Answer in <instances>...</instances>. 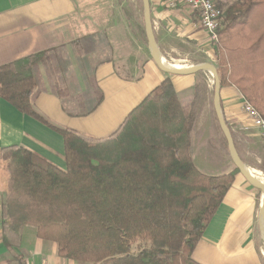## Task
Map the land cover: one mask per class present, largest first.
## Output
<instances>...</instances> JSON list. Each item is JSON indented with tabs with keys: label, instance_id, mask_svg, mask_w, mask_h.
<instances>
[{
	"label": "trees",
	"instance_id": "obj_1",
	"mask_svg": "<svg viewBox=\"0 0 264 264\" xmlns=\"http://www.w3.org/2000/svg\"><path fill=\"white\" fill-rule=\"evenodd\" d=\"M223 10L213 44L220 87L235 86L264 118V0H237ZM77 45L83 53L78 62L82 76L112 59L102 34L82 37ZM98 47H106L108 57L91 65ZM44 75L56 94L76 84L64 47L0 66V99L49 125L33 107L45 91ZM202 98L198 84L185 96L165 79L106 138L54 128L63 139L65 169L21 146L1 148L5 180L0 184V229L5 248L18 247L28 225L40 240L55 241L58 256L67 260L198 264L191 257L193 248L239 174L234 167L229 173L207 175L193 162V130ZM100 100L98 96L81 110L70 106L68 96L63 110L70 116L91 114ZM214 122L227 149L216 117Z\"/></svg>",
	"mask_w": 264,
	"mask_h": 264
},
{
	"label": "crops",
	"instance_id": "obj_2",
	"mask_svg": "<svg viewBox=\"0 0 264 264\" xmlns=\"http://www.w3.org/2000/svg\"><path fill=\"white\" fill-rule=\"evenodd\" d=\"M167 1L149 0L153 35L162 59L174 65L171 56L179 52L185 54L186 47L193 45L213 65L211 62L216 60L214 48L206 33L198 27L196 15L185 8L171 9ZM230 1L214 0V3L225 9ZM118 19L117 9L111 5L110 0H0V66L31 54L64 47L69 69L78 79L81 78V72L77 59L83 56L77 45L78 39L102 34L112 49L110 62L96 66L92 72H87L83 79L78 80L79 86L82 84L85 89H93L97 97H101L91 114L67 115L63 110V99L68 96L54 93L45 75V91L39 94L33 107L49 125L18 112L0 99V149L12 145L21 146L58 168L65 169L63 139L54 128L75 131L97 139L106 138L165 79H169L179 95L189 93L199 74L166 75L161 73L151 58L139 59V55L142 56L141 48L137 49L139 55L136 56V50L126 36L125 24ZM249 30L251 35L252 30ZM213 66L217 70V66ZM261 71L264 72V67ZM240 96L232 84L220 87L221 112L227 125L233 128L234 146L242 159L243 152L250 154L254 151L255 137L259 135L253 131L236 130V126L245 125L248 121L242 111L243 98ZM213 151V147L201 150L198 144L193 143V162L207 175L214 174L216 164L209 159ZM243 165L250 166L245 161ZM2 198L0 192V212ZM246 205L245 191L231 186L193 248L191 257L195 262L264 264L263 251L255 247L253 216ZM18 242L15 249H6L0 229V264H87L59 257L55 241L40 240L32 226L23 227Z\"/></svg>",
	"mask_w": 264,
	"mask_h": 264
},
{
	"label": "rangeland",
	"instance_id": "obj_3",
	"mask_svg": "<svg viewBox=\"0 0 264 264\" xmlns=\"http://www.w3.org/2000/svg\"><path fill=\"white\" fill-rule=\"evenodd\" d=\"M214 1V0H213ZM237 0L230 1V5L235 3ZM111 5L117 9L118 12V20L125 24L127 30V38L131 41V44L134 46L136 50V56L139 55L137 52L138 48L142 50V56L139 55V59H143L144 57L151 58L147 46V41L144 34L143 27V19H142V6L140 0H110ZM229 3H225L227 5ZM221 7V6H220ZM180 8V7H179ZM225 8V6H224ZM188 10V9H187ZM223 10V9H222ZM191 14H194L192 11L188 10ZM224 11V10H223ZM197 17V15H196ZM198 19V27L203 31L202 26ZM213 46V44H211ZM101 46V45H99ZM132 46V47H133ZM80 49V48H79ZM96 53L92 55L91 61L94 65L99 60H102L105 57H108V49L106 47H98L95 48ZM81 50V49H80ZM214 50V49H213ZM186 53H175L171 56V59L175 62H171L174 65H186L192 66L200 63H210L207 62L206 55L200 51V49L196 46L186 47ZM82 52V51H81ZM168 57V56H167ZM83 57H78L77 64L80 59ZM178 61H188V62H178ZM203 61V62H200ZM205 61V62H204ZM217 67L219 66L218 60H214L213 62ZM213 64V65H214ZM225 68L221 70L225 72ZM199 75L196 77V83L200 87L202 91L203 98L200 101L197 108V120L194 124L193 130V143L199 145L201 150L205 149V147H209L214 151L211 152L209 159L215 165L214 174L213 175H221L225 173H229L234 169V165L230 159L229 152L222 146V139L220 131L216 128V122H214V112L212 103V95H213V78L207 72H199ZM219 74V73H218ZM219 76V75H218ZM81 78H76V84H70L67 89L57 90V92L64 94L66 96H72V102L70 106L81 107V110H84L91 106L97 99V93L93 89H85L82 84L78 85L79 79H83L84 77L80 75ZM55 82V79H53ZM56 86V85H55ZM57 89V88H56ZM95 92V93H94ZM189 94V93H188ZM187 94V95H188ZM185 95V96H187ZM190 96V95H189ZM233 129V128H231ZM233 133V132H232ZM192 143V147H193ZM254 151H251L250 154L243 152L241 154V161H245L249 164V167L255 168L256 171L260 172L261 177H264V172L260 169L264 167V143L263 140L259 138V136L255 137ZM201 153H205L201 152ZM212 155L214 157H212ZM206 160V158H205ZM5 180V175L2 172L0 165V184H2ZM232 187H239L241 190L245 191L246 194V202L247 207L250 208L252 216H253V234L256 242L257 249L260 247V251L264 250V237L260 233V220L259 218V210L262 200V194L258 192V190L252 188L247 184V182L242 178L240 174L235 175L234 180L232 182ZM1 192V191H0ZM2 193V192H1ZM3 195V193H2ZM3 201V198H2ZM28 226V225H27ZM25 227V226H24ZM33 227V226H32ZM88 264V263H87Z\"/></svg>",
	"mask_w": 264,
	"mask_h": 264
},
{
	"label": "water",
	"instance_id": "obj_4",
	"mask_svg": "<svg viewBox=\"0 0 264 264\" xmlns=\"http://www.w3.org/2000/svg\"><path fill=\"white\" fill-rule=\"evenodd\" d=\"M142 6V19H143V27H144V34L147 41V46L149 50V54L151 60L157 66V68L166 75L171 76H188L194 75L199 72H207L213 78V98H212V106L213 112L217 119L218 125L221 129V132L226 140L227 149L229 152L230 159L236 169H238L239 174L242 178L247 182L249 186L258 190L262 194V200L259 210V220H260V233L264 237V183L259 181L258 178L252 175L249 172L248 167L243 165L236 148L234 146L233 138L231 132L226 124L220 107V81L218 77V73L216 68L210 63H203V64H196L187 67H174V66H166L162 57L160 56L159 50L157 48L153 30H152V20H151V9H150V2L149 0H140Z\"/></svg>",
	"mask_w": 264,
	"mask_h": 264
},
{
	"label": "built area",
	"instance_id": "obj_5",
	"mask_svg": "<svg viewBox=\"0 0 264 264\" xmlns=\"http://www.w3.org/2000/svg\"><path fill=\"white\" fill-rule=\"evenodd\" d=\"M166 3L171 9L180 7L196 14L209 42L211 44L217 42L218 29L221 28L223 21V11L215 5L213 0H168ZM242 111L248 121L245 125L236 126V130L239 132H256L264 143V118L244 99ZM262 182L264 183V177Z\"/></svg>",
	"mask_w": 264,
	"mask_h": 264
},
{
	"label": "bare ground",
	"instance_id": "obj_6",
	"mask_svg": "<svg viewBox=\"0 0 264 264\" xmlns=\"http://www.w3.org/2000/svg\"><path fill=\"white\" fill-rule=\"evenodd\" d=\"M163 61H164V63L166 64V66H169V65H170V64L167 63L165 60H163ZM170 66H174V67H177V68L179 67L178 65H170ZM248 169H249V172H250L252 175L256 176V177L258 178L259 181H262V177H261L260 172L256 171L255 168H252V167H248ZM263 256H264V250H263Z\"/></svg>",
	"mask_w": 264,
	"mask_h": 264
}]
</instances>
